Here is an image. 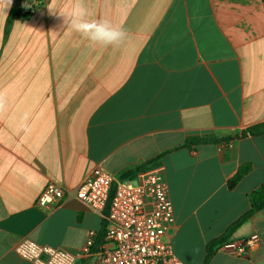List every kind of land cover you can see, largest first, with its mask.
Masks as SVG:
<instances>
[{"label":"crops","instance_id":"1","mask_svg":"<svg viewBox=\"0 0 264 264\" xmlns=\"http://www.w3.org/2000/svg\"><path fill=\"white\" fill-rule=\"evenodd\" d=\"M83 3L86 19L123 28L126 41L104 46L74 32L58 15L74 0L25 3L10 23L12 0H0V264H32L15 251L22 239L95 263L105 211L89 210L74 192L96 166L119 178L132 170L129 179L161 166L173 255L203 264L209 243L264 182V134L239 136L264 123V1ZM205 136L222 141L184 147ZM49 182L67 192L43 208L37 198ZM252 234L260 242L250 259L214 248L207 264H264V212L227 241Z\"/></svg>","mask_w":264,"mask_h":264},{"label":"built area","instance_id":"2","mask_svg":"<svg viewBox=\"0 0 264 264\" xmlns=\"http://www.w3.org/2000/svg\"><path fill=\"white\" fill-rule=\"evenodd\" d=\"M164 174L163 168L157 166L138 173L136 179H121L96 166L80 182L74 192L76 199L99 214L106 210L105 235L94 264H182L173 255L167 234L174 215ZM66 192L65 187L49 182L37 198L38 204L50 208ZM92 240L90 234L85 253ZM259 242L258 235L252 234L215 248L232 257L250 259ZM15 251L32 264H75L76 260L64 249L31 239H22Z\"/></svg>","mask_w":264,"mask_h":264},{"label":"trees","instance_id":"3","mask_svg":"<svg viewBox=\"0 0 264 264\" xmlns=\"http://www.w3.org/2000/svg\"><path fill=\"white\" fill-rule=\"evenodd\" d=\"M25 3L31 5L32 7H37V6L41 5L42 0H12L10 11H8L9 12L8 23H10L13 20L18 19L23 14ZM262 134H264V123H259L257 125H254L252 127L245 129L244 131H242L240 133L239 136L240 137L258 136V135H262ZM228 140H230V138L229 139H223V141H228ZM219 141H222V140L211 137V136L192 137V138H188L185 141L184 147H189L191 145L210 143V142L211 143L212 142H219ZM248 170H249L248 165L241 166L238 169V172H236V174L229 180L228 186L229 187L235 186V184L242 178V176H244L248 172ZM133 173H134V171H132V170L125 171L124 173H122L120 178L121 179H129L131 177V174H133ZM248 203H249L248 210L246 212H244L236 221H234L227 228V230L224 232V234L221 237H219V238H217V239H215L209 243V245L207 247V254H206V257L203 261V264H207L208 259H210V257H211L210 255H212V253H213V249L216 246L226 242L228 236L235 229H237L246 220L251 218L254 214H256L260 211L264 212V182L248 194ZM105 214H106V210L104 212V215ZM105 230L106 229L103 228V230L100 231V233L98 235V244L99 245L103 242ZM89 250L91 251V249H89Z\"/></svg>","mask_w":264,"mask_h":264},{"label":"clouds","instance_id":"4","mask_svg":"<svg viewBox=\"0 0 264 264\" xmlns=\"http://www.w3.org/2000/svg\"><path fill=\"white\" fill-rule=\"evenodd\" d=\"M58 15L74 32L94 43L118 46L127 39V32L123 28L113 27L109 21L86 19L88 11L83 0H74L71 12Z\"/></svg>","mask_w":264,"mask_h":264}]
</instances>
